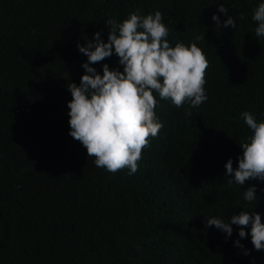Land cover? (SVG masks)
<instances>
[{"label":"trees","instance_id":"1","mask_svg":"<svg viewBox=\"0 0 264 264\" xmlns=\"http://www.w3.org/2000/svg\"><path fill=\"white\" fill-rule=\"evenodd\" d=\"M262 2L0 0V264H264L250 227L240 238L237 225L231 237L205 226L243 210L264 222V181L229 183L224 167L229 158L238 167L239 144L253 134L241 113L264 122V37L252 20ZM221 3L236 28L223 26ZM156 11L171 46L196 42L206 55L208 99L178 108L154 93L163 127L135 174L112 173L69 134L67 86L80 84L88 59L77 44L96 32L106 42L109 19ZM105 63L123 71L115 54L91 66L102 75Z\"/></svg>","mask_w":264,"mask_h":264},{"label":"clouds","instance_id":"2","mask_svg":"<svg viewBox=\"0 0 264 264\" xmlns=\"http://www.w3.org/2000/svg\"><path fill=\"white\" fill-rule=\"evenodd\" d=\"M218 10L227 16L223 26L236 28V20L228 15L229 9L223 3ZM243 19V17H241ZM212 20L220 27L221 19L215 13ZM252 20L256 22L255 37H264V2L255 8ZM108 39L101 33L86 44L78 42L80 53L87 56L82 64L85 73L80 84L71 82L67 86L72 99L68 102L70 135L79 141L87 151V157H94L98 168L116 173L127 168L129 175L138 170L143 149L150 146V140L158 136L163 124L156 115L158 94L161 100H171L176 107L186 102L192 108L199 107L208 97L204 85L209 66L206 55L196 42L170 45L167 37L169 28L163 22V14L141 16L132 12L122 22L109 19ZM204 33L195 41L204 40ZM115 54L123 71L110 69L103 64V74L92 64L104 61ZM191 116L190 111H186ZM241 117L252 131V135L241 141L242 156L238 167H233L229 158L224 167L229 180L239 186L249 179L264 181V122H257L255 116L245 111ZM244 200L255 202L256 186L244 190ZM232 225L239 226L238 235L246 238L250 227L251 243L256 251H264V222L258 212L241 211L228 221L216 216L207 217L205 226L221 230L227 237L233 233ZM235 245L244 249L240 240Z\"/></svg>","mask_w":264,"mask_h":264}]
</instances>
